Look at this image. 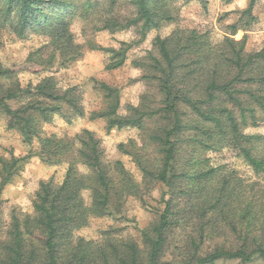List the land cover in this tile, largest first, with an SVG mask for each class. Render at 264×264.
Wrapping results in <instances>:
<instances>
[{"label":"trees","instance_id":"1","mask_svg":"<svg viewBox=\"0 0 264 264\" xmlns=\"http://www.w3.org/2000/svg\"><path fill=\"white\" fill-rule=\"evenodd\" d=\"M118 2L86 0L79 6L76 0H4L1 5L0 47L6 28L20 39L34 34L44 44L30 54V66H6L0 59V114L9 119L10 129L22 134L24 143H38L30 156L54 165L69 163V168L61 182L50 179L40 184L34 216H13L6 240L0 242V264L264 262V186L258 193L249 187L247 193L243 181L225 167L202 168L204 162L194 154L197 148L219 151L229 146L264 176V157L257 158L251 151L255 137L241 131L249 119L260 124L257 110L264 114V48L248 52L247 36L241 41L225 37L215 45L208 35L195 31L177 30L168 38L157 37V54L151 57V65H145L143 79L155 87L160 99L146 94L138 107L129 105L125 114L118 89L96 82L107 104L104 110L91 112L90 120H105L108 132L125 128L144 132L159 158L133 156L145 184L161 183L169 197L156 222L141 231L144 252L138 243L114 236L98 243L77 236L93 218L119 213L124 197L137 194L141 186L121 164L105 162L101 142L89 130L69 139L39 136L40 120L51 122L54 115H61L71 123L86 116L79 87H64L55 75L46 76L35 87H23L15 77L22 71L39 74L55 67L66 69L77 62L84 46L77 43L71 27L78 15L92 20L99 30L141 24L143 37L172 20L167 0H130L131 16L115 13ZM256 2L250 0L231 26L232 35L252 29ZM88 48L110 54L107 70L126 63L125 50ZM12 103L19 106L13 108ZM148 122L156 123L155 128L148 129ZM25 159L3 163L1 191L21 172ZM176 235L179 259L164 261L165 249Z\"/></svg>","mask_w":264,"mask_h":264},{"label":"rangeland","instance_id":"2","mask_svg":"<svg viewBox=\"0 0 264 264\" xmlns=\"http://www.w3.org/2000/svg\"><path fill=\"white\" fill-rule=\"evenodd\" d=\"M4 0H0V10ZM81 6L86 0H76ZM99 3L107 0H97ZM116 14L131 16L133 7L130 0H119ZM250 0H167L166 9L171 13L172 20L166 22L162 28L149 31L142 35L141 24L125 30H99L94 28L90 20L81 19L78 15L72 31L77 43L84 46L81 58L66 69L51 68L44 73L33 74L18 72L15 80L23 87H35L48 75H55L64 87H79L83 95V107L86 116L73 118L71 123L64 116L54 115L51 122L39 121L38 132L42 138L69 139L83 130H89L101 142L104 160L109 165L119 163L129 173L135 184L141 186L136 194L127 195L123 199L120 212L111 211L101 218H93L88 225L77 232L78 237L94 242H103L110 236L120 241L135 242L141 246V231L149 228L165 207V198L169 197L168 189L161 183L151 181L145 184L133 154L147 155V158L157 160L159 155L156 148L145 139L146 134L138 128L107 131V123L103 119L90 120L89 115L94 111L104 110L107 101L104 93L95 88L96 82L105 83L118 89L121 100V113H127V107H138L144 95H152L153 99H160L154 86L143 79L151 65V57L157 54L155 41L157 37L168 38L177 30L195 31L199 35H208L211 44L221 42L225 37L241 41L247 36L246 50L260 51L264 48V0H257L254 7L256 22L249 32L240 30L232 35L231 26L236 24L243 12L249 7ZM2 46L0 59L6 66H30L27 61L36 49L44 44V39L29 33L24 39L18 38L9 29L1 32ZM88 45L104 49L126 51V63L117 70H107L110 54L88 48ZM19 105L12 103V107ZM239 115V113H238ZM256 117L260 124L254 125L247 120L241 125L243 134L253 136L251 143L252 155L264 157V114L257 110ZM149 124V125H148ZM156 123H147L148 129L155 128ZM121 145L124 148H121ZM38 149V143L32 146L24 143L22 134L9 127V119L0 114V242L6 240L11 227L13 216L24 219L26 215H35L34 202L40 184L54 179L61 182L69 168V163L50 164L38 156H30ZM195 157L204 162L202 168L219 166L225 167L228 173H233L236 180L243 181L247 193L251 187L258 193L264 186V176L258 174L231 147L215 151L213 149L197 148ZM188 151V150H187ZM27 158L22 163L21 172L2 188V165L13 159ZM80 169V168H79ZM83 170V168L81 167ZM89 203V195L85 196ZM169 242L165 249L164 261L179 259L177 250V235ZM217 264H240L239 262H218ZM251 264H264L256 261Z\"/></svg>","mask_w":264,"mask_h":264}]
</instances>
